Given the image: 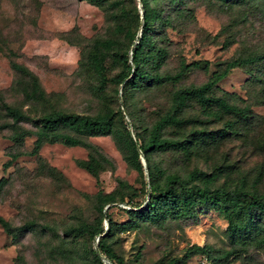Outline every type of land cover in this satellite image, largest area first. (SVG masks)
<instances>
[{"label": "rangeland", "instance_id": "374dc122", "mask_svg": "<svg viewBox=\"0 0 264 264\" xmlns=\"http://www.w3.org/2000/svg\"><path fill=\"white\" fill-rule=\"evenodd\" d=\"M109 1L97 6L87 0H0V98L26 116L14 120L0 104V216L13 229L9 233L0 225V264H97L91 250L98 236L80 231L107 227L96 195L113 194V201L102 207L113 222L129 218L127 209L145 197L144 159L140 155V174L126 164L110 134L84 137L109 159L95 175L77 164L87 157L81 145L43 142L31 153L42 114L59 110L95 115L119 108L125 127L145 138L167 111L175 89L208 81L229 61L264 53V0H147L155 14L149 42L165 53L142 65L160 75L174 74L181 64L197 65L185 67L177 80L140 82L121 91L109 78L121 69L116 54L131 46L125 27L139 35L141 18L133 15L137 0H121L117 6ZM120 7L128 16L120 19L124 28L117 31L111 16ZM137 9L142 12L141 5ZM10 62L31 72L42 97L24 94L32 76ZM207 94L224 97L246 116L190 99L178 116L186 123L160 130L164 138L188 139L190 150L150 151L148 163L179 176L199 169L208 175L200 182L210 186L261 191L264 59L228 67ZM117 129H123L119 121ZM201 130L217 133L200 138ZM259 218L264 222L263 215ZM137 221L135 228L103 237L122 264H166L169 258H176L175 264H210L205 254L184 257L185 248L204 245L211 254L232 247L226 220L209 206L194 216ZM27 222L32 227L16 229ZM68 227L81 228L66 233ZM100 258L109 264L102 254ZM213 264H264V247H236L226 260Z\"/></svg>", "mask_w": 264, "mask_h": 264}, {"label": "trees", "instance_id": "16d2710c", "mask_svg": "<svg viewBox=\"0 0 264 264\" xmlns=\"http://www.w3.org/2000/svg\"><path fill=\"white\" fill-rule=\"evenodd\" d=\"M91 4L101 6L107 0H87ZM142 12L133 6L134 17L141 18L139 35L137 29L130 31L125 27L124 33L128 35V51L116 54L121 63V69L109 78L116 85H121L122 91L126 86H135L140 82L162 83L177 80L180 74L187 66L197 65V62L181 64L180 68L174 74L164 73L162 75L147 70L142 63L151 59L156 60L160 55H164L165 50L162 47L155 46L149 42L148 30L150 28V17L152 10L148 8L147 0H139ZM121 0H110V6L120 5ZM128 14L123 7L115 11L111 18L115 20L114 28L121 31L124 28L123 17ZM264 59V53L252 54L239 60L229 61L225 68L215 74L208 81L197 86H186L175 89L170 98V104L164 115L160 116L149 128L146 137L142 138L138 132H131L125 127L121 111L117 108L115 111L107 110L100 114L89 115L75 112H64L59 110L49 111L42 114L36 123L35 138L30 150L31 153L37 151L43 142L61 141L65 144L81 145L87 149V157L77 161V164L83 167L89 174L95 175L99 169L109 163V159L92 143L86 141L84 137L110 134L115 145L121 152L122 158L128 166L134 168L138 173L142 172L140 155L145 161L147 188L145 189L142 203H134L127 209L129 218L113 222L106 210H102L103 205L113 201V194H97V209L102 218L107 220L106 229L101 224L92 229L82 228L81 232H87L93 238L98 236L95 248L91 250L97 264H104L100 258L102 254L109 264H122L112 248L105 242L104 236L109 235L113 230L125 231L135 228L138 225V219H149L159 221L170 216L179 217L182 215L194 216L198 209L204 206L212 207L218 211L226 220V234L229 244L232 246L229 250H219L216 253H208V248L204 245L195 243L185 248L184 257L193 254H205L210 264L216 261L226 260L233 253L236 247H244L248 244H256L264 247V222L260 221V216H264V187L261 191L245 189L242 185L227 188L223 185L210 186L205 182H200L208 177L203 171L193 168L185 176H179L176 173H163L158 168L150 166L148 163V152L155 150L177 149L182 152L190 150L188 139H169L160 136V130L167 124L182 125L186 119L179 116L180 111L186 105L187 101L197 100L202 107H212L233 112L240 116H246L243 108H239L227 102L222 96H210L207 94L209 87L222 75L227 72V68L245 63H252ZM206 64V62L204 63ZM14 69L32 76L23 92L27 96L42 97V92L38 89L33 75L24 66L10 62ZM30 85V87L28 86ZM0 104L5 113L14 120L24 119L26 116L16 107L8 105L0 98ZM123 126L122 131L117 129V122ZM69 130L73 134H67L61 130ZM216 131H199L200 138H214ZM0 225L6 232L12 233L13 229L8 222L0 216ZM32 227L31 222L22 224L17 230ZM81 227H68L66 233L73 230H79ZM177 259L169 258L166 264H175Z\"/></svg>", "mask_w": 264, "mask_h": 264}, {"label": "water", "instance_id": "95a60500", "mask_svg": "<svg viewBox=\"0 0 264 264\" xmlns=\"http://www.w3.org/2000/svg\"><path fill=\"white\" fill-rule=\"evenodd\" d=\"M137 7L140 8V2L137 0Z\"/></svg>", "mask_w": 264, "mask_h": 264}]
</instances>
